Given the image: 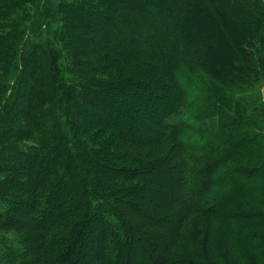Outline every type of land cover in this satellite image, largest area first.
Returning <instances> with one entry per match:
<instances>
[{"label":"trees","instance_id":"1","mask_svg":"<svg viewBox=\"0 0 264 264\" xmlns=\"http://www.w3.org/2000/svg\"><path fill=\"white\" fill-rule=\"evenodd\" d=\"M55 1L0 0V264H219L211 236L191 232L196 218L243 223L231 239L259 254L254 264H264V242L248 228H263L264 218L236 202L264 205V157L261 165H241L256 153L257 140L264 156V136L239 132L253 115L264 121V104L257 108L251 99L264 82V0H135L131 14L149 24L152 36L121 61L130 77L104 62L100 30L125 24L115 21L111 3ZM86 30L96 46L83 50L79 35ZM155 41L160 47L152 50ZM160 53L173 65L165 85L177 97L147 124L150 139L140 140L139 125L97 114L111 89L146 82L140 59ZM197 79L209 116L227 117L229 130L175 118ZM115 102L116 111H137L123 95ZM165 164L180 183L169 212L187 223L180 240L164 228L170 218L123 196L144 186L139 175L147 167ZM63 187L72 203L62 199ZM122 204L141 236L123 220Z\"/></svg>","mask_w":264,"mask_h":264},{"label":"rangeland","instance_id":"2","mask_svg":"<svg viewBox=\"0 0 264 264\" xmlns=\"http://www.w3.org/2000/svg\"><path fill=\"white\" fill-rule=\"evenodd\" d=\"M136 1L138 2L139 0ZM58 2L59 1L53 0L52 5H56L58 4ZM107 2L111 3V6L115 11L113 15V17H116L115 21H117V19L125 20V24L120 23L118 25H115L111 22L104 23L103 31L100 30V32L104 35V39L106 40V46H104L107 47L108 52V57L104 62H106L109 69L112 68L114 70V66L116 67V71L121 72V74L123 75L125 73V76L123 77H127L129 75L128 65H122L123 62L121 61L127 60L129 55L131 56V54H134L136 45H138V42H140L142 38H148L152 36V34L149 30V24L140 22L131 14L132 9L135 5V0H107ZM117 26L121 27L118 28ZM104 30H110V32L112 31L114 34H116V36H114V39L117 41V43L110 42L107 38L110 36ZM78 35L79 32H77V36ZM168 38L172 41L175 37L170 35L168 36ZM79 39V43L81 44V46H83V50H85V48L91 49L96 46H94L93 43V34L89 33L87 30L79 35ZM98 43L99 46H102L100 42ZM158 44L159 42L157 41L153 42V44L151 45L152 50L155 49L154 46H156V48L158 49L160 47L158 46ZM117 47H119L121 50L118 51ZM133 47L135 49L132 50ZM152 50L149 49V51ZM110 58L113 59V61H110ZM140 61L141 63H143L142 67L147 81L142 84H133L134 86H130V84H128L129 86H127L126 84L125 86H118L116 88L112 87L113 89H111L107 93V95H105V99L103 101L106 106L103 107V109L99 110V113L97 115H99V118L101 119L104 116V118L108 117L111 120L117 119L119 121L120 119L121 123L125 121L126 124H137L139 125V132H137L136 134L140 136V140H149L150 137L148 134L151 131L150 129H148L147 124L154 120L157 121L158 115L173 104L177 95L174 90L167 89L165 85V76L170 68L173 67V65H171L170 62L167 61L164 53L157 54L156 56H150L149 58L142 57ZM146 62H150V65H147ZM181 74L182 73H178L179 80H182L185 85L188 84V75ZM115 78H117V76H115ZM112 79L113 78H111V80ZM118 79H121L123 81L122 78ZM198 81L199 80L197 79L194 90H192V92H189L183 115L175 118L192 119V121H195L196 123H199V121H205L207 123L213 124L215 127L229 130L230 126L226 121L228 119L227 117L219 115L209 116V111L207 110L209 106V100L203 93L204 87L202 86V83L197 84ZM126 87H129L128 91L131 94V97L129 96V94L128 96L124 94L127 90ZM131 90H133L132 93L130 92ZM256 92L258 93V95L256 94ZM122 95L124 98H127V100L132 99L133 104L137 107L136 112L125 113L121 109H118V111L114 109V106L117 105V103L115 102L117 97H120ZM251 99L253 103H255L257 108H262V104H264V82L258 84L252 90ZM239 132L251 135L262 133V135L264 136V121L261 119L257 121L255 119V115H253V119L250 125L248 126L247 124L246 127ZM262 143H264V139ZM252 150L256 153L243 160L241 165H261L263 163L264 156L260 151L258 140L252 146ZM117 158L118 157L115 156L106 157L105 163L110 164ZM175 171L176 170H173L172 166H170L168 169V166H166V164L149 166L142 172V174L139 175L141 177L139 181L144 186L139 189L131 188L129 191H126L123 196L126 201L137 204L144 209L146 208L150 211H154L155 213L159 214L160 217H165L166 219L170 218L171 223H169L168 226H166V223H164V228L168 227L169 233L175 234L174 236H176V238L180 240L181 238L178 236V233L182 229L187 227V223H178V216L171 215L169 213L171 212L170 206L177 202L175 198L176 196H178V194H180L179 178L177 177L178 175ZM61 189L62 199L66 200V202L72 203L73 198L70 196L69 188L63 187ZM236 202H241L245 205V207L248 206V211L256 213L260 215L261 218H264V205L249 201L247 203L244 200H236ZM122 210L124 211L123 220H126V222H128L126 223V225H128V228L136 237L141 236L143 228L140 226V223H137L136 220L132 218V216L130 217V215L127 214L126 204H122ZM196 219L197 222L193 223V226L190 227L191 232L195 230L193 228H197L200 230V232H202V234H199L202 239L206 237V234L208 236H211V241L216 249L215 254L220 258L217 259L219 260V264H224V262H226L227 260H229L231 264H254V260L258 262L257 258L259 257V254L255 250L237 246L230 237L234 229H236L237 226L243 223H212L209 219ZM200 221H203L204 223H200ZM254 226L255 224L248 223V228L252 227L251 229H255L253 231L256 233L257 240H260L261 238L264 242V227L257 228ZM179 242V247H181L182 242ZM190 248L193 249L194 247L190 246ZM177 254L180 253L177 251ZM46 255H48L47 252ZM209 256L213 258L214 252H212V254L210 253Z\"/></svg>","mask_w":264,"mask_h":264}]
</instances>
